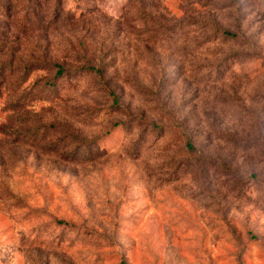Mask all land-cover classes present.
<instances>
[{
    "label": "rangeland",
    "instance_id": "rangeland-1",
    "mask_svg": "<svg viewBox=\"0 0 264 264\" xmlns=\"http://www.w3.org/2000/svg\"><path fill=\"white\" fill-rule=\"evenodd\" d=\"M0 264H264V0H0Z\"/></svg>",
    "mask_w": 264,
    "mask_h": 264
},
{
    "label": "trees",
    "instance_id": "trees-1",
    "mask_svg": "<svg viewBox=\"0 0 264 264\" xmlns=\"http://www.w3.org/2000/svg\"><path fill=\"white\" fill-rule=\"evenodd\" d=\"M223 38H224V40L232 39V38H234V34L229 33V32H224L223 33ZM86 70L89 71L90 73H93V75H95L96 79L104 87V90L107 92V94L110 96V98H112L117 103L118 102V98H117L115 92L113 90L109 89L108 87H106V82L103 79V72L100 69H95V68H89V69H86ZM70 72H71V70H66L63 66L59 65L58 66L57 76L59 78L68 77L71 74ZM77 156H78V154L76 155V157ZM80 157H83V154L80 155Z\"/></svg>",
    "mask_w": 264,
    "mask_h": 264
}]
</instances>
